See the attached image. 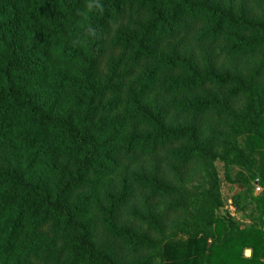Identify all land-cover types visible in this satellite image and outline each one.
<instances>
[{"label": "trees", "instance_id": "16d2710c", "mask_svg": "<svg viewBox=\"0 0 264 264\" xmlns=\"http://www.w3.org/2000/svg\"><path fill=\"white\" fill-rule=\"evenodd\" d=\"M135 2L146 8L143 11L151 12V19L126 33L121 29L125 5ZM240 16H233L218 1L210 0H166L162 12L153 11L151 0H0V259L8 258L23 238L31 236L29 227H37L50 217H56L79 231L72 246L76 257L89 264H114L93 252L85 241V229L72 221L75 210L65 202L68 185L63 184L54 198L51 197L49 189L28 174L26 167L30 162L23 156L35 151L56 158L68 150L81 158V162L76 163L77 173L84 171L97 164L99 156L109 160L100 151L103 143L96 141L95 132L101 127L113 130L114 126H119V119L96 124L75 121L69 114L54 111L57 95L53 90H74L79 83L92 90L102 63L114 51L131 52L135 60L152 58L155 68L184 73V77H165L168 91L205 85L228 86L233 79L218 71V56L202 51L203 67L199 68L192 55L180 54L174 47L167 53L159 48L165 39L179 33L187 36L194 29L198 41L230 42L231 45L224 47V53L252 49L256 40L242 37L238 32L256 26ZM68 64H74L81 81L67 76L62 65ZM153 73L151 70L147 74L143 88L150 85ZM239 91V88L229 89L232 96ZM217 104V98H195L176 100L170 106L180 113L203 114ZM136 106L144 121L155 127L149 133H134L127 140L129 148L147 145L153 152L186 136L190 149L172 151L171 157L188 161L196 155L194 152L205 153L198 145L194 124L169 129L161 121L164 107L150 115L141 105ZM56 136L63 137L67 144L63 145ZM245 148L249 154L256 153L259 157L257 174L252 173L249 178L264 184V115L258 117L248 133ZM99 166L103 168L102 162ZM135 181L141 187L150 188L152 199L173 193L171 187L157 178L140 176ZM129 194L128 184L123 182L120 194L116 198L108 197V207L101 209L104 224L112 235L124 237L139 249L149 250L154 243L147 235L161 234L159 221L164 217L136 215L138 220L147 222V235L117 227V209ZM260 200L264 202V198ZM174 206L171 208L175 209ZM262 214L264 208H261ZM262 225L264 227L263 221ZM263 227L230 230L226 221L216 219L212 240L205 235L167 240L162 248L164 264H264ZM247 249L251 251L249 255L244 253Z\"/></svg>", "mask_w": 264, "mask_h": 264}, {"label": "rangeland", "instance_id": "374dc122", "mask_svg": "<svg viewBox=\"0 0 264 264\" xmlns=\"http://www.w3.org/2000/svg\"><path fill=\"white\" fill-rule=\"evenodd\" d=\"M151 1L153 11H163L166 0ZM210 1H218L233 16L242 15L244 20L256 26L243 33L238 32L242 37L256 40L252 49L224 53V47L231 45L230 42L198 41L193 29L187 36L179 33L165 39L159 51L167 53L174 47L180 54L192 55L199 68L203 67L202 51L212 57L218 56V71L233 79L230 85L168 91L165 77H184V73L155 68L152 58L135 60L131 52L114 51L102 63L93 80L92 90H87L81 83L74 90H53L57 95L54 111L69 114L75 121L96 124L119 119V126H114L113 130L101 127L99 132L94 131L96 141L103 143L100 151L109 160L99 156L97 164L77 173L76 163H80L81 158L68 150L56 158L35 151L23 156L30 162L26 167L28 174L44 184L51 197L54 198L63 184L68 185L65 202L75 210L72 221L85 229V241L93 252L107 257L114 264H164L162 248L167 240H185L191 235H205L212 240L216 219L226 221L230 230L263 227L261 208H264V202L260 199L264 198V184L249 178L252 173L257 174L259 157L256 153L249 154L245 140L258 117L264 115V0ZM139 5L137 2L125 5L121 29L126 33L133 32L140 23L151 19L150 11H143L146 8ZM62 66L66 68L67 76L81 81L74 64ZM151 70L154 73L150 85L143 88ZM231 88H239L240 91L232 96L229 93ZM195 98H217L219 104L203 114L180 113L170 106L176 100L192 101ZM137 104L150 115L164 107L161 121L169 129L194 124L198 145L205 153L194 152L196 155L188 161L171 157L172 151L190 149L186 136L153 152L147 145L129 148L127 140L134 133H149L155 127L139 115ZM56 139L63 145L67 144L61 136H56ZM101 162L103 168L99 166ZM140 176L160 179L173 189V193L152 199L150 188L136 183L135 178ZM76 177L77 183L74 182ZM123 182H127L130 194L117 209V227L129 229L137 235H147V222L138 220L136 215L164 217L159 221L161 234L147 235L154 243L149 250L139 249L124 237L112 235L104 224L101 209L108 207L109 196L116 198L120 194ZM174 204L175 209H172ZM29 232L31 236L23 238L20 246L0 262L89 264L73 254L72 246L79 231L68 227L62 218L50 217L37 227H29Z\"/></svg>", "mask_w": 264, "mask_h": 264}, {"label": "water", "instance_id": "95a60500", "mask_svg": "<svg viewBox=\"0 0 264 264\" xmlns=\"http://www.w3.org/2000/svg\"><path fill=\"white\" fill-rule=\"evenodd\" d=\"M247 252H248V253H251V251H249V250H246V251H245V254H246V255H247Z\"/></svg>", "mask_w": 264, "mask_h": 264}, {"label": "bare ground", "instance_id": "6f19581e", "mask_svg": "<svg viewBox=\"0 0 264 264\" xmlns=\"http://www.w3.org/2000/svg\"><path fill=\"white\" fill-rule=\"evenodd\" d=\"M248 253V252H247Z\"/></svg>", "mask_w": 264, "mask_h": 264}]
</instances>
